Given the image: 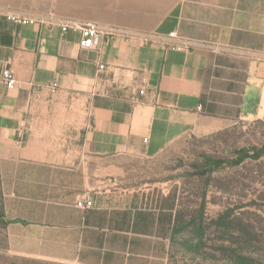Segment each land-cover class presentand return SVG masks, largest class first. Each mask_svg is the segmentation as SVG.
Listing matches in <instances>:
<instances>
[{
  "label": "crops",
  "instance_id": "crops-1",
  "mask_svg": "<svg viewBox=\"0 0 264 264\" xmlns=\"http://www.w3.org/2000/svg\"><path fill=\"white\" fill-rule=\"evenodd\" d=\"M59 3L66 16H57L119 34L84 51L78 32L0 19L10 251L55 264H170L182 255L180 183L132 182L130 169L183 137L264 122V0H0V8L45 9L33 13L44 17ZM173 32L188 51L168 48ZM6 68L13 89L2 80ZM86 196L93 208H78Z\"/></svg>",
  "mask_w": 264,
  "mask_h": 264
},
{
  "label": "rangeland",
  "instance_id": "rangeland-1",
  "mask_svg": "<svg viewBox=\"0 0 264 264\" xmlns=\"http://www.w3.org/2000/svg\"><path fill=\"white\" fill-rule=\"evenodd\" d=\"M50 12L66 16L60 3ZM135 169H130L132 182L159 181L167 189L175 177L180 183L177 240L182 239V255L170 264H264L263 121L183 137L158 158L137 161ZM4 199L0 180V264H55L10 251Z\"/></svg>",
  "mask_w": 264,
  "mask_h": 264
},
{
  "label": "built area",
  "instance_id": "built-area-1",
  "mask_svg": "<svg viewBox=\"0 0 264 264\" xmlns=\"http://www.w3.org/2000/svg\"><path fill=\"white\" fill-rule=\"evenodd\" d=\"M7 19L13 22L18 27H25L27 25L36 23L41 25H58L61 27L62 32L67 34L68 32H78L81 35V47L84 51H97L101 50L102 40L105 36H117L119 32L115 29H108L96 22L81 21L76 19H65L59 17L55 14H50L49 16L37 17L33 13L18 11L10 8L0 9V19ZM139 38L142 44L149 45L154 42V35H141L138 33L130 32L127 33L126 38ZM168 39L173 43L168 44V48H172L177 51H188L189 44L182 37L178 35L177 32L169 34ZM10 64V63H9ZM105 65H100L99 70L103 71ZM2 80L4 81L8 89H13L17 83V79L13 71L10 68L4 69L2 73ZM50 90L52 93L57 94L58 84L53 83L50 85ZM141 96L145 95V90L142 89L139 93ZM135 101H139L135 99ZM20 145L23 141L18 142ZM94 203L91 197L86 196L82 200H79L77 207L83 210H89L93 208Z\"/></svg>",
  "mask_w": 264,
  "mask_h": 264
}]
</instances>
